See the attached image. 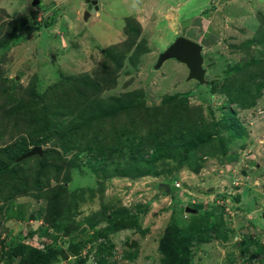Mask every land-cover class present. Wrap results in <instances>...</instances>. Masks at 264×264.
<instances>
[{
	"label": "trees",
	"instance_id": "16d2710c",
	"mask_svg": "<svg viewBox=\"0 0 264 264\" xmlns=\"http://www.w3.org/2000/svg\"><path fill=\"white\" fill-rule=\"evenodd\" d=\"M16 23L13 27L8 25V34L0 38V50L17 44L25 29L35 27L26 20ZM127 31L123 47L115 45L105 50L106 59L99 69L102 76H97L95 81L87 74L63 76L46 86H30L21 96L15 91L16 87L18 91L15 79L10 85L9 79L5 81L0 75V139L5 135L2 127H12L13 137L15 132L19 133L18 138H12L13 142L0 145V227L12 220L42 221L37 230L31 224L22 240L18 237L2 239L0 234V263L59 264L69 260L68 264H111L116 249L115 233L129 228L144 235L149 231V226L143 228L140 219L142 212L150 211L151 202L132 212L120 202L115 205L102 201L100 210L77 221L87 198L86 191L92 199L97 191L103 195L105 181L109 178L136 181L147 175L165 174L160 184L165 187L163 194H170L172 200H176L175 182L181 168L188 166L198 173L204 156L228 158L230 144L247 132L238 121L234 106L249 109L256 106L262 96L264 52L258 55L249 46L257 50L258 43L264 46L263 38L258 36L243 42L247 58L235 66L232 74L210 80L206 85L209 89L206 102L215 94L227 99L221 107L224 117H213L209 121L203 107L190 105L191 92L165 96L160 104L151 106L141 101L135 92L124 93L123 97H103L102 91L116 86L124 58L136 46L139 31H131L130 26ZM208 112L215 116L211 107ZM223 130L228 131L227 136H221ZM48 142L51 147L46 148L42 156L34 155L17 162L16 159L32 146ZM73 149L89 155L87 164L100 178L97 190L91 187L71 195L63 184L52 185V180H72V170L79 167L81 153L67 158V153ZM32 158L36 159V164L26 168L24 164ZM20 195H32L37 204L44 201L45 205L37 206L35 214L29 215L28 204L16 201ZM192 205L199 212L190 214L191 220L185 224L180 222L179 215L186 214V206L174 201L170 207V222L159 238L157 264H192L196 244L229 238L231 230L224 210H207L201 203ZM37 236L39 240L35 242ZM255 237L250 243L241 244L244 246L241 255L248 256L243 257L244 260L251 262L264 253V244ZM92 252L95 258L89 261ZM138 256L139 245L133 251L124 249L121 255L130 262L136 261Z\"/></svg>",
	"mask_w": 264,
	"mask_h": 264
},
{
	"label": "rangeland",
	"instance_id": "374dc122",
	"mask_svg": "<svg viewBox=\"0 0 264 264\" xmlns=\"http://www.w3.org/2000/svg\"><path fill=\"white\" fill-rule=\"evenodd\" d=\"M86 4L85 0H42L35 6L31 0H0V38L8 34V25L16 26L21 20L35 26L25 29L17 44L0 50V75L5 81L9 79V83L15 79V87L18 86L15 91L21 96L30 86H46L63 76L87 74L94 81L97 76L100 78L105 50L121 46L129 34L127 26H130L131 31L140 33L136 46L124 58L116 86L102 91L103 97L135 92L141 101L151 106L160 104L165 96L191 92V106L203 107L209 121L213 117L221 119L224 117L221 107L227 102L226 97L215 94L209 103L206 102L209 89L188 79L189 70L185 64L169 59L155 68L159 54L181 35L200 42L204 46L206 77L213 80L232 74L235 66L247 58L243 42L258 36L264 39V0H98L99 9L88 20L85 19ZM256 46L257 50L253 45L249 48L258 55L264 52L263 44ZM210 107L215 116L208 112ZM234 108L238 121L247 132L230 144L228 158L204 156L198 173L188 166L181 168L175 182L178 190L173 188L176 200H172L170 194H163L165 187L160 184L165 174L160 177L147 175L136 181L125 177L109 178L105 181L103 195L97 191L92 199L86 191L87 198L81 205L82 213L77 216V221L100 210L102 201L121 203L132 212L151 202L150 211L142 212L140 219L143 228L149 226V231L144 235L129 228L115 233L116 249L111 264L159 263V238L170 222V207L174 201L188 207L201 203L207 210H224L231 230L227 240L213 239L196 244L192 264H264V253L251 262L243 259L248 256L241 255L244 249L241 244L250 243L254 236L264 244V90L256 106ZM2 128L5 135L0 139V145L18 138V131L12 136V127ZM223 135L227 136L228 131L223 130ZM49 146L50 142L43 144L44 150ZM79 152L81 150L73 149L66 157L73 158ZM18 158L17 162L27 159L18 161ZM89 161V155L81 152L79 167L72 170V180H52V185L63 184L71 195L91 187L97 190L100 178L88 166ZM35 164L36 159L32 158L24 166L29 168ZM16 201L28 204L29 215L35 214L37 206L45 205L44 201L37 204L32 195L17 196ZM186 208V214L179 215L182 224L191 220V213ZM35 221H6L0 227L1 238L22 240ZM34 240L38 242L39 236ZM138 245L136 261L121 257L124 249L133 251ZM92 259L91 254L89 261ZM68 261L59 264H68Z\"/></svg>",
	"mask_w": 264,
	"mask_h": 264
},
{
	"label": "water",
	"instance_id": "95a60500",
	"mask_svg": "<svg viewBox=\"0 0 264 264\" xmlns=\"http://www.w3.org/2000/svg\"><path fill=\"white\" fill-rule=\"evenodd\" d=\"M42 0H32L35 6L40 5ZM88 5L85 11V19L88 20L92 13L99 9L98 0H85ZM204 46L200 42L192 40L186 36H178L163 52L158 56L155 68L158 69L163 63L169 59H176L185 64L189 70L188 79L196 80L200 84H209L210 80L206 77L207 69L204 66L205 58L203 54ZM44 154L43 146H34L28 152L18 158V161L29 158L34 155L42 156ZM186 210L191 214H197L199 210L194 207L186 206ZM264 219V209L262 211ZM41 224L39 221L34 222V230Z\"/></svg>",
	"mask_w": 264,
	"mask_h": 264
},
{
	"label": "built area",
	"instance_id": "2783aa9c",
	"mask_svg": "<svg viewBox=\"0 0 264 264\" xmlns=\"http://www.w3.org/2000/svg\"><path fill=\"white\" fill-rule=\"evenodd\" d=\"M91 254L93 255V259H94V257H95V256H94V253H91ZM91 254H90V256H91Z\"/></svg>",
	"mask_w": 264,
	"mask_h": 264
},
{
	"label": "clouds",
	"instance_id": "9594fccd",
	"mask_svg": "<svg viewBox=\"0 0 264 264\" xmlns=\"http://www.w3.org/2000/svg\"><path fill=\"white\" fill-rule=\"evenodd\" d=\"M85 11H86V10H85ZM92 253H93V252H92ZM90 254H91V253H89V257H90ZM94 256H95V254H94ZM94 258H95V257H94ZM92 260H93V259H92ZM0 264H1V263H0Z\"/></svg>",
	"mask_w": 264,
	"mask_h": 264
},
{
	"label": "flooded vegetation",
	"instance_id": "af4514ba",
	"mask_svg": "<svg viewBox=\"0 0 264 264\" xmlns=\"http://www.w3.org/2000/svg\"><path fill=\"white\" fill-rule=\"evenodd\" d=\"M31 1H32V0H31ZM86 5H87V7H88L89 4H86Z\"/></svg>",
	"mask_w": 264,
	"mask_h": 264
}]
</instances>
